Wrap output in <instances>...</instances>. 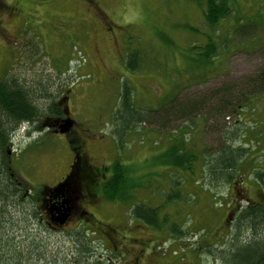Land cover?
Listing matches in <instances>:
<instances>
[{"label": "rangeland", "instance_id": "rangeland-1", "mask_svg": "<svg viewBox=\"0 0 264 264\" xmlns=\"http://www.w3.org/2000/svg\"><path fill=\"white\" fill-rule=\"evenodd\" d=\"M33 1L37 13L24 22L26 40H17L11 50L0 43V77L6 73L1 79L28 86L39 111L48 100L57 105L68 98L67 116L79 140L86 141L93 166L130 167L127 182L139 181L142 188L128 191L132 199L123 203L107 202L98 191L93 199H81L94 202L87 207L89 220L82 215L60 230L46 229L36 198L41 188L68 173L74 153L66 132H39V120L23 126L9 157L26 189V206L24 213L8 209L10 223L3 232L8 245L24 251L25 264H125L139 250L141 264H229V252L252 237L235 226L237 211L254 201L264 205L258 185L245 177L235 185L215 186L202 173L185 175L176 188L179 199L167 203L172 181L181 177L160 162L170 132L182 128L193 134L199 149L215 153L221 134L238 126L244 135L237 145L264 168V95L252 99L242 115L196 120L193 131L184 128L189 119L160 118L174 97L200 98L264 68V0H231L230 17L218 24L216 35L203 25L202 0H95L103 19L87 0ZM209 33L220 56L205 70L191 47L206 45ZM30 46L36 55L27 52ZM124 88L131 95L130 113L121 100ZM80 201L75 203L79 212ZM136 201L144 205L140 213L157 210L159 230L132 216L130 204ZM91 224L98 229L90 230ZM82 237L85 250L78 244Z\"/></svg>", "mask_w": 264, "mask_h": 264}, {"label": "trees", "instance_id": "trees-1", "mask_svg": "<svg viewBox=\"0 0 264 264\" xmlns=\"http://www.w3.org/2000/svg\"><path fill=\"white\" fill-rule=\"evenodd\" d=\"M202 1L204 3V11L202 13L203 25L216 35L218 34L216 30L218 24L230 17L229 15L232 12L231 0ZM204 36L207 40L206 45L192 46L191 51L195 52L197 61L202 65L201 69L206 70L213 63L214 59L220 55L217 52V47L211 40L213 39L211 33ZM127 65L132 66V64ZM22 85L17 80H5L0 83V264H25L22 259L25 256L24 251L18 249L16 245H8L6 237L3 234L10 223V219L7 218L8 209H21V212L24 213L21 206H26L25 199L23 200L21 195L17 194V191H14L12 183L9 180L6 167V148L11 143L12 138L19 135L18 132L23 126H28L27 128H29V125H35L38 120L51 114L56 117L61 116V112L56 108V104L50 103L49 100L47 102L48 106L46 107L47 104H43L42 110L39 111L35 105L38 100L35 99L32 90L28 86ZM34 90L33 92H35ZM262 95H264V68L257 75L247 78L240 84L216 89L202 95L200 98L195 97V99L190 98L184 101L177 100V97H174L169 102V107L164 110L165 114H163L164 116L160 120L164 121L166 116L185 120L189 119V124L185 125L184 128L193 131L195 121L199 119L207 120L216 116L224 119L235 112H239V115H242L251 100ZM44 98L41 95V99ZM121 100L125 104L126 110L129 113L132 112L131 95L127 88L123 89ZM154 119H159V116H154ZM145 120H147V117L145 119H136L137 122H144ZM241 131L238 126L229 131L226 129L225 133L221 134L224 140L215 153L199 149L196 146L193 134L184 132L182 128H179L174 133H168V149L162 155L160 163L167 166V169L177 172L176 176L181 178L172 181L171 186L173 190L165 198L166 202L169 203L172 200L179 199L176 188L181 187L182 181L186 179V176L191 178L196 173L199 175L202 173L215 186L222 183L228 186L235 185V183L242 182L245 177L253 179L255 184L260 188V191H262L259 200L263 201L264 168L256 166L257 163L249 156L251 152L247 148L243 145H237V139H240L244 135V132ZM70 145L74 155H77L80 151L79 144L70 141ZM86 171L87 173L82 172L79 177H92V180L85 179L83 181L86 184L89 182L94 192L100 191L103 199L107 202L113 203L118 201L123 203L131 200L132 198L128 194V191L142 188L140 183H138L139 179L137 180L138 182L128 183V175L130 176L132 172L131 168L117 163L111 165L110 168H90ZM154 176L161 178L159 174H154ZM99 179L102 182H99ZM96 182L99 184L98 188L96 187ZM134 203L130 204L132 216L147 226L159 230L160 226L156 220L157 210L155 208H148L145 211L146 213H140L138 211L142 210L143 203L139 201ZM22 215L24 217V214ZM25 215L27 221H31V217L34 216L32 212ZM235 226L239 229L250 231L252 237L245 244L238 245L229 252L227 256L229 264H264V205H260L256 201L245 204L236 213ZM11 229L14 230L15 227H11ZM171 231L174 235L178 233L176 229H172ZM81 239L82 241L78 240V244L85 250L84 243L86 240L83 237ZM84 240L85 242H83ZM237 258L241 260L236 262ZM82 261L80 260L79 263L75 262V264H80ZM86 263L88 264V260Z\"/></svg>", "mask_w": 264, "mask_h": 264}, {"label": "flooded vegetation", "instance_id": "flooded-vegetation-1", "mask_svg": "<svg viewBox=\"0 0 264 264\" xmlns=\"http://www.w3.org/2000/svg\"><path fill=\"white\" fill-rule=\"evenodd\" d=\"M87 1L88 6L93 9L96 16L103 19L97 2L95 0ZM34 3L35 2L33 0H0V43H2L3 50L13 49L17 40H26L27 33H24L23 25L24 22L32 20L34 14L37 13ZM34 23L36 24L39 22ZM27 40L31 39L28 38ZM27 52L35 55L37 53V51L32 47L28 49ZM5 74L6 73H2L0 83L5 80L8 81L7 79H1L3 76L5 77ZM67 99L68 98L64 97V99L56 105V108L61 112L60 117H56L51 114L42 118L41 121L39 120V127L42 129L39 132L46 131L48 133H59L60 127L64 125V121L71 119L67 116L68 111L64 106V102H66ZM70 124L71 126L68 128L65 136L73 143L79 144L80 151L77 155H74L73 160L68 167V173L59 181L54 183V185L41 188L39 191V197L36 198L38 203L37 208L39 209V221L46 229L53 231L64 228L66 225L82 215L86 216V220H89L88 217H92V214L87 210V207H92V203L94 205V202L81 199L88 197L93 199L94 196H97L98 194V191L94 192L93 189L90 188L92 185H90L89 182L86 184L83 181L85 179L92 180V177L88 176L87 178H82L79 177L80 175L75 176L76 171L79 174L82 172L87 173V169L89 170L90 168L95 167L91 163L88 152L84 149L86 141H80L79 137L74 132L73 120H70ZM12 142L13 138L9 146L6 148L7 173L14 191H17V194H20L21 198L26 201V195L24 194V190L26 191V189H24L23 183L20 182L21 180H18L19 178H16L12 172L13 161L9 157ZM29 199L34 200L33 198ZM31 200H29V203ZM77 200H81L80 202L83 204V207L81 206V212L78 211V206L75 205ZM21 207L23 208L24 206ZM60 215H65V220L62 224H59L57 221ZM89 229L96 231L98 228L91 224ZM142 257V251L139 250L133 255V258L131 257L132 259L125 264H141Z\"/></svg>", "mask_w": 264, "mask_h": 264}, {"label": "water", "instance_id": "water-1", "mask_svg": "<svg viewBox=\"0 0 264 264\" xmlns=\"http://www.w3.org/2000/svg\"><path fill=\"white\" fill-rule=\"evenodd\" d=\"M71 126L70 124V120H66L64 121V125L60 127L59 133L63 134L65 132H67L68 128ZM65 220V215H60L57 219L59 224H62Z\"/></svg>", "mask_w": 264, "mask_h": 264}]
</instances>
